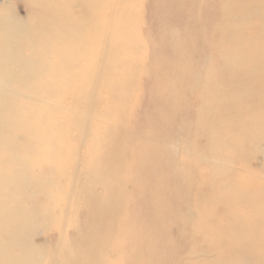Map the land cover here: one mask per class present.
Returning a JSON list of instances; mask_svg holds the SVG:
<instances>
[{
	"label": "rangeland",
	"instance_id": "374dc122",
	"mask_svg": "<svg viewBox=\"0 0 264 264\" xmlns=\"http://www.w3.org/2000/svg\"><path fill=\"white\" fill-rule=\"evenodd\" d=\"M94 208L96 264H264V0H0V238Z\"/></svg>",
	"mask_w": 264,
	"mask_h": 264
},
{
	"label": "bare ground",
	"instance_id": "6f19581e",
	"mask_svg": "<svg viewBox=\"0 0 264 264\" xmlns=\"http://www.w3.org/2000/svg\"><path fill=\"white\" fill-rule=\"evenodd\" d=\"M111 39H112V37H111ZM111 42H113V41H111ZM116 43H118V42H116ZM109 44H110V42H109ZM112 44H110V45H112ZM110 50H111V48H110ZM108 115L113 117L114 114L109 113ZM111 142L112 141H110V142L108 141V145L106 147H108V146L111 147V144H112ZM116 163L118 164V161L116 160L114 154H112L111 157L108 156L107 159H104L102 161V167L99 166L100 167L99 173L110 174V172H112L114 165ZM252 203L254 205L258 206V203H256V202H252ZM2 215H4L3 211L0 212V217H2ZM6 215L11 217L9 215V213ZM86 217L89 219V224H83L82 221L80 223L78 222L79 224L77 223V227H78L77 231L82 232V235L77 237V241H78V244L86 242L89 244V247L90 246L91 247L90 248L88 247L87 250L80 249L79 247H73V248L70 247L67 258L65 259L63 264H72L73 262H76L77 264H96L97 263V261L92 260V258L89 260V259H83L81 257L86 255V253H88V254L94 253L92 244H94L95 242H98V240H101L100 233L102 232L103 229L106 228V225L109 224V222H107L109 220L104 219L100 214V210L96 209V208H94L92 210V212H89L86 215ZM1 224H2V220H0V225ZM85 226H90V227H89V229H87ZM8 239H9V236H7V235L0 238V264H16L15 261L24 260L23 253H21L22 251H20V252H18L19 250L16 251L17 241L14 239V236L12 237L11 242H9ZM21 254H22V257H21ZM18 255H20L21 258L18 257ZM29 257H30V264H37L36 259L33 260V255L32 256L30 255Z\"/></svg>",
	"mask_w": 264,
	"mask_h": 264
}]
</instances>
